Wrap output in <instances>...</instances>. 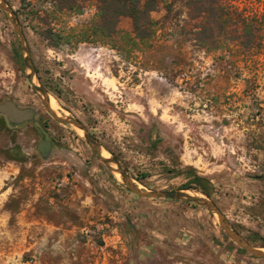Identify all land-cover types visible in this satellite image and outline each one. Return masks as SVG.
Masks as SVG:
<instances>
[{"label":"rangeland","instance_id":"obj_1","mask_svg":"<svg viewBox=\"0 0 264 264\" xmlns=\"http://www.w3.org/2000/svg\"><path fill=\"white\" fill-rule=\"evenodd\" d=\"M2 1L54 114L139 190L206 197L264 251V0H222L225 14L243 10L236 31L192 0H157L143 40L126 17L100 31L101 0ZM24 58L0 10V104L34 112L18 125L0 114V264H264L205 208L130 193L81 130L47 113Z\"/></svg>","mask_w":264,"mask_h":264},{"label":"water","instance_id":"obj_2","mask_svg":"<svg viewBox=\"0 0 264 264\" xmlns=\"http://www.w3.org/2000/svg\"><path fill=\"white\" fill-rule=\"evenodd\" d=\"M0 10L3 13H5L6 16L9 18V21L12 24L13 29L19 39V45H20L21 51L25 54V58L23 60L25 68H27L30 72V75H28L27 79L32 89L40 95L39 99L44 109L56 122L60 124H64V125L73 126L81 130L86 143L92 149L94 154L99 158L100 162H102L108 168L110 172L114 174H118L120 176V179L123 185L127 188V190L130 193L140 198H144V199L150 198V199L179 200V201H185L190 204L205 208L208 212L216 216L220 229L224 232V234L227 236V238L230 241H232L235 245H237L239 248L244 250L247 254H249L253 258L264 259V251L262 252V250L260 249L253 248L245 240H243L239 235H237L233 231V229L230 227V225L227 223L224 216L220 213L217 207L206 197L198 196V195H191V193H188L190 191L143 192L139 190L136 186H134L131 179L122 171V169L116 164L114 160H111L109 158L105 159L102 157L101 148L91 138V136L88 134L86 129L78 121L73 120V119H67L64 117H59L56 114H54V112L50 108L49 98L46 92H44V90L34 85L32 82L33 69H32L31 64L29 63L28 51L24 45V38L19 30L14 14L11 12V10L5 5V3L2 0H0ZM0 114L4 115L11 125H18L22 122L30 121L33 119V116H34V112L31 109H19L13 103L8 102V101L3 104H0ZM48 146L49 144H47L46 149L48 148ZM39 150L42 151L41 144L39 145ZM111 165H114V168H111Z\"/></svg>","mask_w":264,"mask_h":264},{"label":"trees","instance_id":"obj_3","mask_svg":"<svg viewBox=\"0 0 264 264\" xmlns=\"http://www.w3.org/2000/svg\"><path fill=\"white\" fill-rule=\"evenodd\" d=\"M239 1V0H237ZM235 1V3L237 2ZM102 6L99 7V16L102 20V25L99 30H106L107 26H112L114 29L120 18H129L132 21V30L135 38L143 40L147 36L145 26L150 25L149 15L154 12L157 5V0H101ZM222 0H192L189 4L190 9L194 13H206L216 21L220 22L221 18L227 17L233 29L238 30L242 24L244 26L243 10H239L237 6L232 5L230 8L233 10L229 14L224 13ZM112 19V20H111ZM219 29H222L223 23L220 22ZM249 37L248 42L241 41V37H236L233 41L239 42L243 48L249 45L255 39L254 29L248 26L247 30L244 29ZM244 32V34H245ZM194 182L201 184L199 178H195ZM202 192L207 195L206 190L201 186ZM189 186H185V189Z\"/></svg>","mask_w":264,"mask_h":264},{"label":"built area","instance_id":"obj_4","mask_svg":"<svg viewBox=\"0 0 264 264\" xmlns=\"http://www.w3.org/2000/svg\"><path fill=\"white\" fill-rule=\"evenodd\" d=\"M91 10H94V8H93V7L88 8V9H87V8H84V9H83V14H85V13H87V12H91ZM104 228H107L106 225H104V226L101 227L102 230H103ZM99 238H100L101 241H102L103 238H104V233L100 234V235H99Z\"/></svg>","mask_w":264,"mask_h":264},{"label":"bare ground","instance_id":"obj_5","mask_svg":"<svg viewBox=\"0 0 264 264\" xmlns=\"http://www.w3.org/2000/svg\"><path fill=\"white\" fill-rule=\"evenodd\" d=\"M49 105H50V108H51L52 110H54L55 107H56L55 102H54L53 99H51L50 97H49ZM101 154H102V157H103V158H105V159L108 158L103 152H102ZM111 168H114V167L111 166Z\"/></svg>","mask_w":264,"mask_h":264},{"label":"crops","instance_id":"obj_6","mask_svg":"<svg viewBox=\"0 0 264 264\" xmlns=\"http://www.w3.org/2000/svg\"><path fill=\"white\" fill-rule=\"evenodd\" d=\"M106 240H109V238L108 237H106V238L104 237L102 241L106 242ZM112 243H115V242H112Z\"/></svg>","mask_w":264,"mask_h":264}]
</instances>
